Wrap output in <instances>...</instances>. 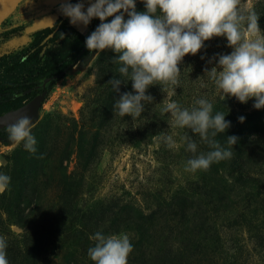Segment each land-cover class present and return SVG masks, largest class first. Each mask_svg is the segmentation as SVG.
<instances>
[{"label": "rangeland", "instance_id": "obj_1", "mask_svg": "<svg viewBox=\"0 0 264 264\" xmlns=\"http://www.w3.org/2000/svg\"><path fill=\"white\" fill-rule=\"evenodd\" d=\"M136 8L145 10L142 0H136ZM240 9L255 11L264 33V0H241ZM232 50L225 37L205 41L200 52L186 55L179 65L178 87L148 88L153 101L145 102L135 120L114 108L118 94H134L131 81L120 85V93L108 84L113 76L122 78L115 53L87 50L56 81L32 124L36 153L0 138V173L11 177L9 189L0 194V237L7 243L9 264H95L88 249L95 246L90 237L97 232L129 236L128 264H264V189L229 180L231 158L207 171H185L194 154L182 136L197 144L196 155L210 149L163 111L171 101L191 110L202 98L226 121L240 122L243 116L245 122L251 110L264 111L253 107L254 99L241 103L242 109L225 108L223 102L233 97L223 99L205 74L217 66L218 54ZM139 132L147 134L146 140L135 147ZM166 136L176 147L167 146ZM215 139L233 156L238 147L227 145L226 132ZM94 148L95 159L86 165L82 156ZM245 162L264 181V142L247 150ZM182 197L188 205L185 221L178 210Z\"/></svg>", "mask_w": 264, "mask_h": 264}, {"label": "clouds", "instance_id": "obj_2", "mask_svg": "<svg viewBox=\"0 0 264 264\" xmlns=\"http://www.w3.org/2000/svg\"><path fill=\"white\" fill-rule=\"evenodd\" d=\"M142 2L144 11H137L136 0H88L86 11L83 0L60 5V11L72 25L86 27L94 18L101 21L86 38L85 45L97 54L105 50L115 53L113 63L121 65L118 71L122 77L113 76L108 81L115 93H120L122 83L132 82L134 94L124 92L116 99L114 108L119 116H131L133 120L140 117L145 102L153 101V97L146 94L150 86L160 85L162 91L178 87L179 65L184 57L196 55L204 42L214 37H225L233 50L230 54H218L217 66L206 69L205 74L221 90L223 99L235 97L241 103L254 99V108H264V33L255 11L244 14L240 9L241 0ZM196 105L189 110L171 101L163 109L171 114L176 126L198 134L210 149L196 155L197 144L187 135L181 137L187 151L194 154L185 167V171L193 173L207 171L214 162L232 156V151L223 148L215 139L218 133H225L230 127L226 115L213 114V105L206 99L197 100ZM244 119L243 116L239 118L241 123ZM32 124L28 116H22L4 130L11 142L23 143L26 151L35 154L37 141L32 134ZM227 138L230 146L238 142L236 136ZM165 143L169 148L176 147L171 136L165 137ZM10 181L9 175L0 173V194L9 189ZM90 239L95 241V246L88 249V256L95 264H128L133 245L126 233L105 235L97 232ZM6 249V241L0 237V264H9Z\"/></svg>", "mask_w": 264, "mask_h": 264}, {"label": "flooded vegetation", "instance_id": "obj_3", "mask_svg": "<svg viewBox=\"0 0 264 264\" xmlns=\"http://www.w3.org/2000/svg\"><path fill=\"white\" fill-rule=\"evenodd\" d=\"M65 2L75 4L81 0H20L2 23L0 72L8 75L0 77V115L44 94L45 103L56 81L64 76L63 72L53 71L54 64H77L87 52L86 38L101 21L94 18L86 27L72 25L60 11ZM83 2L86 11L88 0ZM38 22L43 26L32 30ZM3 137H8L4 129L0 131Z\"/></svg>", "mask_w": 264, "mask_h": 264}, {"label": "trees", "instance_id": "obj_4", "mask_svg": "<svg viewBox=\"0 0 264 264\" xmlns=\"http://www.w3.org/2000/svg\"><path fill=\"white\" fill-rule=\"evenodd\" d=\"M74 65L75 64H54L53 71H60L63 72V74L65 75L71 70ZM4 75L6 76L8 74L0 72V77ZM121 89L124 90V88ZM119 96L120 95L118 94L117 97L113 100L114 105L116 103V99H119ZM223 106L225 108L228 107L229 110L231 109V111L235 108L242 109L241 102H239L235 97L231 98L229 101L223 102ZM0 114H2V111H0ZM245 117L247 119L243 123L234 121L232 119L228 120L230 121V127L226 130L227 136H236L238 138V142L236 143L238 148L235 149L236 152L233 154V156H231L232 162L230 167L232 173L231 175H229V180L234 182L237 186L243 188L252 187L260 191L264 189V181L263 179L254 176V173L251 171V168L249 169V167H251V164L249 162L248 164L245 162V157L247 154V150L251 149L253 144L264 142V111L251 110L249 115H245ZM151 126L155 127V125H153V122L151 123ZM146 135L147 134L145 132H139L135 134L134 146L140 147L141 143L146 140ZM153 135L154 134H150L147 137L149 139H152ZM142 139H144V141ZM218 141H221V139H219ZM226 143L227 145H229L228 141H226ZM95 148L92 149L85 156H82V158H84L85 160L86 165H90L91 163H93L97 154V150ZM67 151H70L69 153L71 154L74 153V146L69 147ZM178 207L180 220L185 221L188 218V205L186 197H182L179 200ZM153 217L154 214L150 216L151 219ZM140 219L141 218H139V220ZM140 228L141 226H138V230H140ZM145 232L148 233L147 230Z\"/></svg>", "mask_w": 264, "mask_h": 264}, {"label": "water", "instance_id": "obj_5", "mask_svg": "<svg viewBox=\"0 0 264 264\" xmlns=\"http://www.w3.org/2000/svg\"><path fill=\"white\" fill-rule=\"evenodd\" d=\"M20 0H0V27L4 20L15 10ZM43 26L42 22H38L32 30ZM46 94L39 96L27 105L0 115V131L5 129L8 125L14 124L20 117L28 116L32 123L39 118L41 107L44 103Z\"/></svg>", "mask_w": 264, "mask_h": 264}]
</instances>
